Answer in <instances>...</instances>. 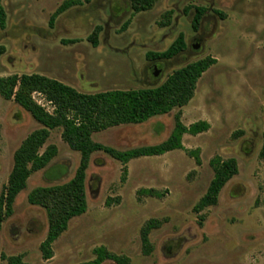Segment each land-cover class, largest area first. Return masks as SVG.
Returning <instances> with one entry per match:
<instances>
[{"label": "rangeland", "instance_id": "374dc122", "mask_svg": "<svg viewBox=\"0 0 264 264\" xmlns=\"http://www.w3.org/2000/svg\"><path fill=\"white\" fill-rule=\"evenodd\" d=\"M66 1H3L7 27L0 29V46L6 54L0 57V78L38 74L82 94L142 90L211 57L217 64L199 80L187 106L92 139L118 151L157 145L169 138L177 116L186 127L203 121L210 129L196 137L185 135L184 150L129 162L126 175L120 162L94 153L86 176L87 212L70 222L46 261L40 248L48 233L47 213L31 205L28 195L69 182L80 164V154L63 141L62 129L51 131L41 153L53 145L57 156L32 174L3 224L0 264H7L2 257H22L25 264H81L92 261L99 247L130 264H264V0H156L151 11L136 15L127 0H77L81 4L51 29V17ZM197 7L206 14L195 31ZM171 16L173 22L164 27ZM97 27L102 30L94 48L88 37ZM180 34L187 45L183 53L171 60L147 59L148 53L165 52ZM34 99L52 113L43 96ZM41 128L0 96V196L14 154ZM190 151H198L200 164ZM216 157L235 159L239 173L222 190L217 206L196 212L213 180L210 162ZM150 221L157 227L149 235L152 252L146 255L141 234Z\"/></svg>", "mask_w": 264, "mask_h": 264}, {"label": "trees", "instance_id": "16d2710c", "mask_svg": "<svg viewBox=\"0 0 264 264\" xmlns=\"http://www.w3.org/2000/svg\"><path fill=\"white\" fill-rule=\"evenodd\" d=\"M0 0V29L7 27V14ZM91 0H85L89 3ZM130 3L133 15L151 11L156 0H127ZM80 1H66L51 17L49 27L53 29L57 19L70 8L80 5ZM206 14V9L196 8L192 20L196 31ZM170 16V14H169ZM172 16L163 24L169 27ZM130 24L126 22L122 28L125 31ZM102 28L97 27L88 37V42L94 47L99 46L98 37ZM75 44V41H69ZM187 49L184 35L180 34L173 44L162 53H148V60H171ZM6 54V48L0 46V57ZM217 60L211 57L190 63L175 71L160 86L142 90H111L97 94H82L74 88L48 77L32 75H11L0 78V96L6 101H13L19 108L27 112L42 128L33 132L14 154V165L9 177L8 185L0 196V233L3 224L14 213V205L18 196L27 188L28 180L33 173L44 170L57 156L55 146H48L41 150L50 138L51 131L62 129V139L69 147L80 154V164L74 177L67 183L54 187H40L31 191L28 202L33 206L43 208L48 217L49 228L46 239L41 244V253L44 260L53 258L54 243L68 230L70 222L84 215L88 209L86 193V176L91 156L103 152L124 166L140 158L160 157L168 153L184 150L183 138L185 135L196 137L210 129L207 122H197L186 127L176 117L175 128L164 142L153 145L118 151L111 147L95 143L93 134L124 125H141L153 118L169 115L176 108L187 106L194 98L197 84L202 76ZM41 95L49 103L53 111L48 112L38 104L34 95ZM189 155L200 164L198 151H190ZM260 158L264 160V134ZM214 171L205 196L195 207L200 212L219 203V197L225 186L239 173L235 159L223 160L216 157L210 162ZM124 180V178H123ZM142 194L159 195L152 190H142ZM109 206V203H107ZM157 227L155 221L148 222L142 229L144 253L149 255L152 246L149 242L151 231ZM95 258L81 264H104L112 261L115 264H130V260L111 254L106 248L94 250ZM7 264H25L22 257H2Z\"/></svg>", "mask_w": 264, "mask_h": 264}, {"label": "water", "instance_id": "95a60500", "mask_svg": "<svg viewBox=\"0 0 264 264\" xmlns=\"http://www.w3.org/2000/svg\"><path fill=\"white\" fill-rule=\"evenodd\" d=\"M195 48H196V49H198V48H199V46H196ZM155 75H157V73H156Z\"/></svg>", "mask_w": 264, "mask_h": 264}, {"label": "crops", "instance_id": "0c3cea01", "mask_svg": "<svg viewBox=\"0 0 264 264\" xmlns=\"http://www.w3.org/2000/svg\"><path fill=\"white\" fill-rule=\"evenodd\" d=\"M173 22V21H172ZM21 76V75H20Z\"/></svg>", "mask_w": 264, "mask_h": 264}]
</instances>
